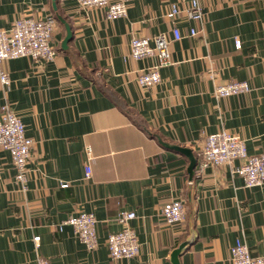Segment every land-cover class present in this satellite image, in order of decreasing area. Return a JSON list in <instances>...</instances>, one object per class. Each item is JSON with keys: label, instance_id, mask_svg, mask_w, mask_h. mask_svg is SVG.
Masks as SVG:
<instances>
[{"label": "crops", "instance_id": "1", "mask_svg": "<svg viewBox=\"0 0 264 264\" xmlns=\"http://www.w3.org/2000/svg\"><path fill=\"white\" fill-rule=\"evenodd\" d=\"M123 1L126 15L111 20L105 8L74 0H0V29L52 17L56 53L0 62L10 81L0 82V107L19 116L33 148L24 192L0 149V264H36V235L49 264H231L237 239L263 256L264 183L247 186L233 173L239 160L203 170L196 162L189 177L187 157L168 146L188 148L196 161L204 138L224 130L244 139L248 154L264 151V0H199L200 19L169 16L172 5L187 7L182 0ZM159 36L170 62L156 85L139 86L137 75L158 60L132 59L130 41L153 46ZM225 81L249 90L217 98ZM177 199L184 219L168 224L161 207ZM121 210L135 213L139 252L110 259L106 238L121 227ZM80 211L96 217L93 250L69 225L58 231Z\"/></svg>", "mask_w": 264, "mask_h": 264}, {"label": "built area", "instance_id": "2", "mask_svg": "<svg viewBox=\"0 0 264 264\" xmlns=\"http://www.w3.org/2000/svg\"><path fill=\"white\" fill-rule=\"evenodd\" d=\"M81 8L103 7L107 18L115 20L126 15V6L123 0H74ZM187 4L183 10L172 5L169 16L184 12L189 18L200 19L201 9L199 0H182ZM52 17L34 19L20 17L9 28L0 29V62L5 59L28 56L31 59L51 61L55 51L50 46V39L54 31ZM191 34L195 31L191 30ZM177 36V32H175ZM129 55L134 60L144 57H155L156 65L142 69L137 75V83L142 87L156 85L160 81L159 67L167 65L169 60L168 43L163 37H156L154 45L149 44L146 37L134 38L130 41ZM240 43L237 42V46ZM0 82L3 87L10 83L6 71L0 70ZM249 90L246 81H225L217 84L213 93L217 98L242 94ZM0 149L8 151L11 164L14 167V182L24 192L27 188V163L32 156V140L27 137L19 116L15 115L6 103L0 107ZM86 161L91 158V147L85 146ZM234 160L241 164L233 169V173L242 177L247 186H260L264 183V151L257 155L247 153L246 142L234 133L221 130L210 133L204 138L203 145L196 158L197 167L203 170L210 165H226ZM87 163V162H86ZM91 169L89 163L84 166V178H89ZM163 219L168 224H177L184 219L183 202L180 199L171 200L161 207ZM135 217L133 211H119L115 220L120 224L118 231L111 232L106 238V247L110 259L128 258L139 252L135 231L129 221ZM96 217L94 214L80 211L69 215L59 225H69L73 234L88 250H93L97 244ZM36 249V264H49L46 258L38 254L40 236L32 238ZM231 264H264L263 256L251 255L247 244L237 239L230 248Z\"/></svg>", "mask_w": 264, "mask_h": 264}, {"label": "water", "instance_id": "3", "mask_svg": "<svg viewBox=\"0 0 264 264\" xmlns=\"http://www.w3.org/2000/svg\"><path fill=\"white\" fill-rule=\"evenodd\" d=\"M168 147H170L171 149H173L175 151L178 150L179 152L183 153L187 157V159L189 161V166L187 168V174L189 177H191V175L193 173V169L196 165L195 157L192 154L191 150H189L188 148H185V147L177 146V145L176 146H170L169 145Z\"/></svg>", "mask_w": 264, "mask_h": 264}]
</instances>
